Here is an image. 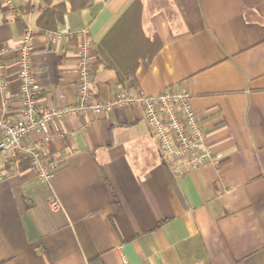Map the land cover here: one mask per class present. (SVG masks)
Listing matches in <instances>:
<instances>
[{"label":"crops","instance_id":"1","mask_svg":"<svg viewBox=\"0 0 264 264\" xmlns=\"http://www.w3.org/2000/svg\"><path fill=\"white\" fill-rule=\"evenodd\" d=\"M63 1L57 29L67 32L53 40L37 26L43 0H13L15 10L0 0V45L11 48L0 118L21 108L16 48L28 27L37 30L39 98L74 104L77 31L87 29L97 47L136 0H93L81 10L53 3ZM28 2L36 9L24 14ZM141 2L145 32L162 47L138 68L139 89L187 90L221 162L171 171L174 185L142 108L66 117L54 126L64 137L48 149L70 153L53 181L61 211L48 208L49 190L28 159L0 160V264H264V0ZM91 75L98 99L123 87L112 69Z\"/></svg>","mask_w":264,"mask_h":264},{"label":"built area","instance_id":"2","mask_svg":"<svg viewBox=\"0 0 264 264\" xmlns=\"http://www.w3.org/2000/svg\"><path fill=\"white\" fill-rule=\"evenodd\" d=\"M15 10L13 0H2ZM21 17L20 11H15ZM67 32L64 28L46 31L53 40H60ZM37 30L28 27L16 48L21 108L13 119L0 118V160L7 153L28 159L31 169L49 190L47 206L59 212L63 205L53 188L59 170L69 156V151L55 155L48 153L54 138L64 137L63 130L54 126L66 117L81 113L107 114L117 108L140 107L154 131L163 153V159L174 173H186L206 164L218 165L222 155L206 144V130L199 124V116L192 105V95L185 89L168 87L160 92L147 94L140 89L124 87L108 100L94 97L91 62L96 46L87 29L77 31L80 43L76 49L78 72L77 102L61 107H49L38 96L33 52ZM11 48L0 45V96L9 102V79L6 57ZM40 138H35L34 135ZM4 178L0 166V180Z\"/></svg>","mask_w":264,"mask_h":264},{"label":"trees","instance_id":"3","mask_svg":"<svg viewBox=\"0 0 264 264\" xmlns=\"http://www.w3.org/2000/svg\"><path fill=\"white\" fill-rule=\"evenodd\" d=\"M71 10L89 7L93 0H67ZM22 12L28 14L35 6L29 2L22 6ZM36 10L40 12L37 26L41 31L56 30L64 22L67 11L66 2L54 4L53 0H43ZM145 8L141 0H136L97 45L96 55L91 62V70L101 67L116 72L118 83L129 90L139 89L137 70L142 62H151L162 47L157 36H148L144 29ZM20 22V20H17ZM167 175L175 185V175L170 166L163 163Z\"/></svg>","mask_w":264,"mask_h":264}]
</instances>
